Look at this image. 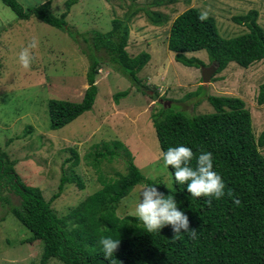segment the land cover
Instances as JSON below:
<instances>
[{
  "label": "rangeland",
  "instance_id": "rangeland-1",
  "mask_svg": "<svg viewBox=\"0 0 264 264\" xmlns=\"http://www.w3.org/2000/svg\"><path fill=\"white\" fill-rule=\"evenodd\" d=\"M25 9L38 7L46 0H18ZM68 0H54L52 11L61 16ZM154 0H81L67 17L70 33L51 27L37 18L19 20L0 0V146L18 164L17 173L32 187L40 188L49 201L58 192L64 171L71 168L85 184H68L61 197L53 202L60 216L68 215L107 180L127 173V156L123 150L114 159H100L99 171L93 165L95 152L105 143L121 141L129 149L133 162L150 179L163 181L172 188V174L163 166L161 147L154 127L153 115L163 108L189 115L208 114L214 107L208 96L235 97L246 103L253 117L257 138L264 131V104L259 105L260 87L264 83V60L250 68L231 63L211 83H203L202 69L213 65L206 51L188 53L199 58L206 67H187L178 63L168 48L172 22L190 8H198L217 21L224 38L246 33L245 26L235 18L251 10L259 12L258 22L264 28V0H178L164 7H154ZM148 7L168 15L171 21L162 27L151 24L143 11L129 23L131 33L127 51L132 57L142 52L151 55L147 66L139 73L141 87L137 88L108 57L97 75L99 94L93 109L59 130L51 129L48 103L52 99L81 102L89 88L90 39L93 31L109 32L115 18L124 19L128 11ZM33 40L30 49L33 60L23 68L19 52ZM129 91L128 97L115 101L119 93ZM192 94H196L191 97ZM170 102V104H167ZM167 104V106H165ZM79 163L72 167L73 152ZM264 156V148H260ZM68 160H71L68 162ZM138 185L124 198L117 211L119 217L136 216ZM3 195L11 201L9 207L0 201V264H39L44 242L28 243L30 232L9 211L20 204L11 192ZM49 264H62L53 259Z\"/></svg>",
  "mask_w": 264,
  "mask_h": 264
},
{
  "label": "trees",
  "instance_id": "trees-1",
  "mask_svg": "<svg viewBox=\"0 0 264 264\" xmlns=\"http://www.w3.org/2000/svg\"><path fill=\"white\" fill-rule=\"evenodd\" d=\"M81 0H68L66 11L56 16L52 11L54 0L38 7L25 9L18 0H2L19 20L35 17L56 29L67 31L77 40L79 34L70 33L67 17ZM132 0V4L135 5ZM178 0H154V7H164ZM143 11L152 25L162 27L171 19L168 15L148 7L128 11L124 19L115 18L109 32L93 31L90 39V68L87 73L89 88L81 102L52 99L49 101L51 129L59 130L90 112L97 100V75L107 63L140 88L139 73L151 60L142 52L132 57L127 51L131 28L129 23ZM259 12L251 10L235 21L247 32L233 38H224L217 21L198 8H190L171 24L168 48L175 59L187 67L202 68L206 64L188 53L206 51L213 64H218L216 75L231 63L242 68L264 60V28L258 22ZM215 75V76H216ZM196 94H192L194 96ZM129 91L119 93L115 101L128 97ZM213 113L189 115L162 109L153 115L161 150L184 144L194 152L213 154L214 170L225 182L226 195L220 200L193 197L186 184L176 183L168 188L160 180L147 178L133 162L129 149L121 141L97 147L96 162L114 159L123 150L127 156V173L107 180L100 177L101 189L87 197L68 215L60 217L52 205L63 194L68 184H77L81 190L85 183L71 168L64 171L58 192L47 201L40 188L27 185L17 173L18 161L12 159L0 146V201L7 207L11 201L3 195L11 192L20 198V204L11 206L10 212L30 232L28 243L44 242V253L39 264L57 259L62 264H264V131L256 137L251 111L245 101L235 97L208 96ZM259 105L264 104V83L260 87ZM73 152L76 167L79 157ZM71 160H68V162ZM169 170L172 174L171 166ZM173 177V176H172ZM157 184L165 196L174 195L178 209L189 218V228L196 230L195 237L187 232L175 235L171 226L160 232L148 233L137 216L119 217L118 207L138 185ZM231 192V195H227ZM111 236L120 239L113 256L106 257L98 241Z\"/></svg>",
  "mask_w": 264,
  "mask_h": 264
},
{
  "label": "clouds",
  "instance_id": "clouds-1",
  "mask_svg": "<svg viewBox=\"0 0 264 264\" xmlns=\"http://www.w3.org/2000/svg\"><path fill=\"white\" fill-rule=\"evenodd\" d=\"M33 40L27 47L19 52L20 65L27 69L33 60L30 49L36 47ZM194 152L184 144L169 146L166 151H161L163 166L168 169L171 166L172 176L176 183L186 184L187 191L193 197H208L220 200L226 195L225 182L221 175L214 170L213 154L210 151L200 150L195 156V166H192ZM157 184H145L138 197L135 206V214L148 233L160 232L165 226H171L175 235L187 232L195 237L196 230L189 228V218L182 210L178 209L174 195L165 196L156 187ZM227 195H231L228 192ZM106 257H111L117 249L120 239L111 236L101 237L98 241Z\"/></svg>",
  "mask_w": 264,
  "mask_h": 264
},
{
  "label": "water",
  "instance_id": "water-1",
  "mask_svg": "<svg viewBox=\"0 0 264 264\" xmlns=\"http://www.w3.org/2000/svg\"><path fill=\"white\" fill-rule=\"evenodd\" d=\"M218 68V64H213L211 67L202 69L203 83L205 85L211 83L212 79L218 72ZM167 104H170V102H168ZM167 104L165 106H167Z\"/></svg>",
  "mask_w": 264,
  "mask_h": 264
}]
</instances>
